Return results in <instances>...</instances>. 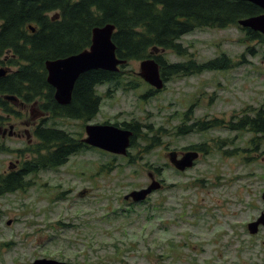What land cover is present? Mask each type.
<instances>
[{
	"label": "rangeland",
	"instance_id": "obj_1",
	"mask_svg": "<svg viewBox=\"0 0 264 264\" xmlns=\"http://www.w3.org/2000/svg\"><path fill=\"white\" fill-rule=\"evenodd\" d=\"M181 41L198 62L227 55L232 67L173 75L162 90L147 96L150 85L138 76L141 60H131L122 78L139 85L111 94L107 84L99 85L102 106L93 121L50 119L48 125L55 121L84 136L87 123L135 118L163 127L162 144L145 152V143L137 138V145L128 155H118L110 170L104 164L111 153L104 156L94 149L79 151L60 167L28 175L31 183L25 190L0 197V264H28L42 257L78 264H264V226L253 234L248 228L264 211V145L253 154L245 152L253 134L227 128L244 109L255 113V107L264 105V44L237 26L196 28ZM164 54L169 62L191 57L171 50ZM31 109L35 121L40 109L30 104L25 115L30 117ZM216 118L221 123L206 130L175 132L186 121ZM25 121L24 116H12L6 128L13 125L16 131ZM202 142L207 146L195 165L175 169L169 150ZM0 144L5 148L0 151L1 174L10 162H22L23 149L31 143L26 135H7ZM166 162L163 173L156 172L165 187L161 181L162 188L145 202L126 198L149 186L151 170ZM121 208L128 212L114 215Z\"/></svg>",
	"mask_w": 264,
	"mask_h": 264
},
{
	"label": "trees",
	"instance_id": "obj_2",
	"mask_svg": "<svg viewBox=\"0 0 264 264\" xmlns=\"http://www.w3.org/2000/svg\"><path fill=\"white\" fill-rule=\"evenodd\" d=\"M262 12L264 10L260 6L246 0H0V64L17 65L7 75L0 77V125H4L13 115L24 116V123L32 121L33 114L29 117L24 111L16 110V100L7 99L6 96H16L25 105L36 104L41 111L49 114L43 125L35 130L37 142L23 149L21 167L8 176L0 177V196L25 190L31 183L26 180L28 175L60 167L79 151L94 149L82 140L81 133L77 135L58 127L55 121L47 125L50 118L89 121L98 115L102 106L103 96L97 92L99 85L109 84L112 90L109 89L107 94L120 87L134 88L139 85L130 80L123 81L122 75L128 64H122L116 72L92 69L77 79L70 103L63 105L57 102L55 89L47 81L46 62L90 47L94 27L114 24L112 39L118 57L127 60V63L153 57L160 63L164 78L169 80L173 75L231 68L233 64L227 55L198 62L194 52H190L189 47L182 43L183 35L196 28L234 25L246 31L248 38L264 44L263 34L239 25L242 18ZM155 46L178 55L190 54L191 57L185 61L169 62L164 53H151ZM247 50L255 52L252 46ZM155 93L157 91L150 87L146 95ZM254 110L255 113H252V108L244 109L240 116H233L227 127L254 132L256 137L251 142L261 146L264 144V105ZM218 123H221L218 118L200 119L190 124L185 122L180 129L185 132L202 131ZM115 124L134 132L132 147L137 145V138L145 143V152L161 143L159 131L162 128H154L151 122L133 118ZM4 149L0 144V151ZM28 152L33 157L26 155ZM102 154L108 155L105 152ZM115 160L116 156H112L104 165L110 170ZM127 212L121 208L113 213L118 216Z\"/></svg>",
	"mask_w": 264,
	"mask_h": 264
},
{
	"label": "water",
	"instance_id": "obj_3",
	"mask_svg": "<svg viewBox=\"0 0 264 264\" xmlns=\"http://www.w3.org/2000/svg\"><path fill=\"white\" fill-rule=\"evenodd\" d=\"M260 6L264 10V0H247ZM239 24L264 34V12L259 15L250 16L241 19ZM33 28V27H31ZM35 30V29H33ZM115 31V25L112 23L104 26H96L92 31V44L89 48L66 57L50 59L46 62L48 71V82L55 88V98L61 104L71 101L72 92L78 77L91 69H104L108 71H118L119 65L126 62L120 59L116 53V44L112 36ZM153 50L158 52V47ZM164 51V49H161ZM153 53V52H152ZM140 76L161 90L165 86V80L160 70V64L155 58H147L141 61ZM8 69L0 67V77L5 76ZM13 99L15 97L8 96ZM13 126H11V130ZM6 133V132H5ZM87 136L84 141L88 144L104 149L116 154H126L131 145L133 131L128 128H122L114 124H88L86 126ZM12 134V131L10 132ZM199 156L198 151L186 152L181 158H178L176 152L170 154L171 162L180 170H185L194 165L195 159ZM161 188V183L153 179L150 185L140 190H134L126 196L132 197L134 201H142L154 190ZM262 197L264 198V192ZM264 226V212L257 220L248 224L251 233H256L259 226ZM30 264H77L67 261H61L53 258H38Z\"/></svg>",
	"mask_w": 264,
	"mask_h": 264
},
{
	"label": "flooded vegetation",
	"instance_id": "obj_4",
	"mask_svg": "<svg viewBox=\"0 0 264 264\" xmlns=\"http://www.w3.org/2000/svg\"><path fill=\"white\" fill-rule=\"evenodd\" d=\"M15 104H17V109L18 110H23L24 108H26V105H25V103L23 102V101H21V100H17L16 102H15ZM39 114H40V116L39 117H37L36 118V120L35 121H31V122H29V123H26V124H24V125H22L23 126V128H20V129H18V130H16V131H14L13 132V134L12 135H17V136H21V135H26L27 137H28V141L31 143L30 145H33V144H35V140L36 139H34V138H36V136H35V130H36V128L38 127V126H40V125H43V123H44V120H46L48 117H49V115L47 116L45 113H43V111H39ZM49 124V121H48V123H47V125ZM5 126L6 125H0V138H3V137H6V135H8L9 134V131L5 128ZM5 131H6V133H5ZM175 132H184L183 130H179L178 129V126H177V131H175ZM32 135V136H31ZM9 136H11V135H9ZM200 152H199V154H200V157H201V155L202 154H204V150H202V149H198ZM170 151H176L177 152V154H178V157L180 158V157H182L187 151H190V149H180V150H174V149H172V150H169V152H168V154L170 153ZM251 154H253V148H252V150H251ZM21 164H22V162H21V160L20 159H17V161L16 162H10V164H9V169H7V170H5V172H3V173H1L0 174V177H4V176H8V175H10L12 172H15L16 170H18L20 167H21ZM167 165V162L164 164V166H166ZM169 165H171V164H169ZM164 166L163 165H161L160 166V170L159 171H156L157 173H159L160 175L163 173V168H164ZM16 167H19L18 169H15ZM176 169V168H175ZM178 171H180L179 169H177ZM157 173H155V174H152L154 177H156L158 180H160V181H164V178H161V177H159V175L157 174ZM163 185H164V187H165V183L163 182ZM0 222L2 221V218H1V216H0ZM10 223H11V221H10ZM2 246H1V244H0V261H2L1 260V254H2V248H1ZM2 264H6V262H1Z\"/></svg>",
	"mask_w": 264,
	"mask_h": 264
}]
</instances>
